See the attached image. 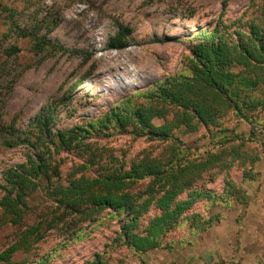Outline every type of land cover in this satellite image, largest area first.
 I'll return each mask as SVG.
<instances>
[{
    "label": "rangeland",
    "instance_id": "1",
    "mask_svg": "<svg viewBox=\"0 0 264 264\" xmlns=\"http://www.w3.org/2000/svg\"><path fill=\"white\" fill-rule=\"evenodd\" d=\"M263 8L264 0H0V126L12 124L23 131L49 107L56 113L52 135L57 129L84 125L154 82L184 70L181 62L200 31L218 27L227 38H235L234 32L244 23L262 25ZM119 27L131 29L127 47L110 50L107 40ZM35 39L48 45L36 49ZM261 117L264 120V114ZM223 123L237 132L249 131L245 122L232 117ZM217 128L201 127L193 134L180 129L172 136L194 150L207 146L210 132ZM164 148L166 143L136 137L131 128L103 130L68 150L49 145L43 151L58 175L50 183L41 182L28 196L29 211L19 225L7 222L0 208V253L43 221L40 240L28 251H17L13 262L36 264L45 257L44 264H85L105 252L104 259L111 264H264V155L254 165V181L242 179L238 163L231 168V179L246 192L245 208L230 202L206 211L196 205L193 211L218 215L220 220L201 233L182 221L164 239L170 247L143 255L115 247L119 226L114 221L98 227L86 221L75 227L47 228L44 220L49 221L55 210L49 184L65 186L72 177L92 178L103 169L110 171L113 163L126 170L144 156L156 158ZM246 148L259 154L260 144L248 143ZM28 155L36 157L38 151L26 145L9 148L0 140V199L6 190L5 172L25 163ZM200 184L218 193L224 172ZM143 187L137 183L133 190ZM155 213L151 209L145 215L141 229Z\"/></svg>",
    "mask_w": 264,
    "mask_h": 264
},
{
    "label": "trees",
    "instance_id": "2",
    "mask_svg": "<svg viewBox=\"0 0 264 264\" xmlns=\"http://www.w3.org/2000/svg\"><path fill=\"white\" fill-rule=\"evenodd\" d=\"M261 16L262 25L244 23L234 32L235 38H227L218 27L200 31L190 54L181 62L184 70L154 82L101 116L85 120L84 125L57 129L52 135L54 107L42 111L23 131L12 124L1 125L0 140L6 147L26 145L38 151L36 157L28 155L25 163L5 172L6 190L0 199L3 217L14 226L22 223L29 211L28 196L41 187V182L50 183L53 176L57 177V169L51 168V157L43 149H49L50 145L55 150H68L93 134L113 128L120 131L131 128L136 137L164 142L166 148L156 158L144 156L126 170L121 164L113 163L110 171L103 169L92 178L72 177L65 186L49 184L47 191L55 210L49 221L44 220L47 228L59 224L75 227L86 221L98 227L114 221L119 226L115 247L143 255L170 247L171 243L164 239L182 221H187L195 233H201L220 220L218 215L193 211L198 204L206 211L230 202L245 208L246 192L231 179L230 171L238 163L242 167V179L254 181L257 176L254 165L264 155L261 133L264 129L261 117L264 114V8ZM130 34L129 27H119L108 38L107 48H126ZM34 41L36 49L48 45L39 39ZM227 117L237 123L245 122L248 133L224 126ZM201 127H218L210 132L207 146H196L193 150L183 139L172 136L176 130L193 134ZM256 141L260 144L259 154H251L246 145ZM223 172L220 192L200 184L213 181ZM137 183L144 185L142 190H133ZM151 209L156 213L141 229ZM42 227L43 221L24 231L0 253V264H20L12 261L13 255L20 250L28 251L39 241ZM104 255L105 252L96 253L85 264H111ZM45 260L44 257L36 264H44Z\"/></svg>",
    "mask_w": 264,
    "mask_h": 264
}]
</instances>
